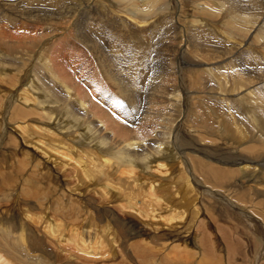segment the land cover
<instances>
[{"label": "rangeland", "instance_id": "374dc122", "mask_svg": "<svg viewBox=\"0 0 264 264\" xmlns=\"http://www.w3.org/2000/svg\"><path fill=\"white\" fill-rule=\"evenodd\" d=\"M262 27L264 0H0V221L36 262L264 264L234 203L264 214ZM195 208L201 237H171Z\"/></svg>", "mask_w": 264, "mask_h": 264}, {"label": "bare ground", "instance_id": "6f19581e", "mask_svg": "<svg viewBox=\"0 0 264 264\" xmlns=\"http://www.w3.org/2000/svg\"><path fill=\"white\" fill-rule=\"evenodd\" d=\"M235 7H233L232 8V10L234 9ZM236 9V8H235ZM246 9H247V7H246ZM251 9L253 10L254 9V7L253 6H251ZM250 9V7H249V10H251ZM252 12V11H251ZM248 13V12H247ZM205 14V13H204ZM203 14V15H204ZM259 25L261 26L262 24H260L259 23ZM263 26V25H262ZM254 29V28H253ZM263 29V27L262 28H260L258 31H256V32H258L256 35H255V37H257V39H258V36H259V38L261 37V35H262V33L263 32H260L261 30ZM263 31H264V29H263ZM264 35V34H263ZM264 39V38H263ZM260 43V42H259ZM264 49V48H263ZM50 71H51V69H50ZM3 76V75H2ZM133 76V75H132ZM116 77V76H115ZM11 78L14 80V78H13V76H11ZM27 78V77H26ZM17 80V79H16ZM12 81V80H11ZM31 85V84H30ZM27 86V85H26ZM28 90H22L23 92L22 93H24V94H26V93H29L30 91L33 93L34 92V88H32V86L30 87V86H28V87H26ZM65 88V87H64ZM69 90V89H68ZM28 95V94H27ZM71 97H73V95H71ZM55 98H57V96L55 97ZM39 99H41V98H39ZM7 100V99H6ZM57 100V99H56ZM44 100H37V101H35V100H33V99H31L30 98V100H27L26 102L28 103V104H30L31 105V103L32 102H35V103H39L38 104V109L36 108V109H34V108H32V107H30L28 110H26L27 111V116L28 117H32V118H36V119H38V120H40L39 118L41 117V112H43L44 113V116H43V121H44V123L45 124H47V125H54V126H57V127H59L58 125H56L55 124V122L56 121H59L60 123H63L64 121H62V119L60 118L61 116H59L58 118H56V116H55V114H54V111H51L53 114H49V112L48 111H45V108H44V106H48L47 104H49L48 102H46V101H44ZM58 101V100H57ZM59 102H61V101H59ZM58 102V103H59ZM6 104V103H5ZM15 104V103H14ZM37 104H36V106H37ZM80 104H82V105H84L83 103H80ZM25 105V104H24ZM29 106V105H28ZM31 106H35V105H31ZM85 106V105H84ZM1 107V106H0ZM16 107V106H15ZM50 107V106H49ZM14 108V107H13ZM16 109V108H15ZM35 110V111H34ZM17 111H18V113L17 114H21V116H22V113H23V111L21 110V109H19V108H17ZM62 114V113H61ZM12 115V114H11ZM20 116V115H19ZM20 116V117H21ZM15 117V116H14ZM24 117V116H23ZM22 117V118H23ZM54 117H55V120H54ZM12 118V117H11ZM17 120V119H16ZM54 120V121H53ZM16 122V121H15ZM22 123V122H21ZM64 125V124H63ZM67 125V124H66ZM66 125H64V127L62 128V130L64 129L65 131H67L68 132V128L66 127ZM23 128V127H22ZM6 133V132H5ZM31 135L32 134H30V138H31ZM33 136V135H32ZM94 140V138L92 137V138H89V137H87V140H86V142L89 144V142H92ZM27 141H28V139H27ZM26 141V142H27ZM30 141V140H29ZM6 142V141H5ZM24 142V141H23ZM37 142V141H36ZM95 142V141H94ZM34 143V142H33ZM38 143V142H37ZM42 143V142H41ZM40 144V143H39ZM38 144V145H39ZM123 144V143H122ZM122 144H119L120 146H119V150H121V151H128V150H131L132 148H133V145H134V142H132V144L130 143L129 144V142H126V143H124L125 145H122ZM28 144H26V146H27ZM31 145V144H30ZM35 146V145H34ZM38 147V146H37ZM36 147V148H37ZM122 148V149H121ZM41 150V149H40ZM64 150V149H63ZM113 150V149H112ZM42 151V150H41ZM57 152V151H56ZM36 153V152H35ZM88 153V152H87ZM118 153V152H117ZM116 153V154H117ZM37 154L39 155V153L37 152ZM43 154V153H42ZM49 154V153H48ZM119 154V153H118ZM40 156H41V154H40ZM42 157V156H41ZM155 160V159H154ZM239 165V164H238ZM3 166V165H2ZM41 166V165H40ZM156 167V171H158V172H160V173H162V174H164V165H162V167H160V166H155ZM1 168H3V167H1ZM0 168V169H1ZM41 169H42V167H40ZM145 168H147V167H145ZM143 169V171L144 172H150L148 169ZM150 168V167H149ZM152 168L153 167H151L150 169H151V172H154V171H152ZM4 169H6V168H4ZM8 169V168H7ZM20 170V169H19ZM39 170V169H38ZM14 171V170H13ZM7 172H8V170H7ZM2 173V172H1ZM4 174V173H3ZM42 174V173H41ZM216 179H218V180H223V179H225L226 177H228L229 175H230V172H228V171H212V173H211ZM44 175V174H43ZM243 175H246V173H243ZM45 177H46V174H45ZM3 178H8L5 174L3 175V177L1 176L0 177V180H1V184H2V186L3 187H6V186H12V184H14L15 182L13 181V180H15V179H12V180H6L5 182L3 181L4 179ZM41 178V177H40ZM45 179V178H44ZM47 179V178H46ZM22 181H24V179H19L18 181H17V183H18V185L19 184H21V182ZM33 181V180H32ZM31 181V182H32ZM36 181V180H35ZM14 182V183H13ZM159 184H161V183H159ZM16 185V184H15ZM152 185H154V183L152 184ZM14 187V186H13ZM39 187V186H38ZM167 187H169V186H167ZM167 187H165V188H167ZM35 188V187H34ZM170 188V187H169ZM26 189H28V188H26ZM165 190V189H164ZM167 190V189H166ZM29 191H31L30 189H29ZM36 191V190H35ZM35 191H34V193H35ZM154 191H156V190H154ZM160 191H162V190H160ZM181 191H183L181 194H184L185 195V198H184V201H182L183 199H181V200H179V202L180 203H176L175 205H182V211H180V212H178L180 215H184L185 213H186V206L188 205H192L193 203H194V201L192 200V193H193V191H192V187H191V185H190V183H185L184 185H183V187H182V190ZM256 191V190H255ZM163 192V191H162ZM24 193H25V191H24ZM31 193V192H30ZM166 193V192H165ZM256 193V192H255ZM152 194V193H151ZM157 194V193H156ZM170 194V193H169ZM180 194V195H181ZM262 194H264V192L262 193ZM7 198L8 197V193H6V194H2V193H0V202H2V199L3 198ZM152 197V196H151ZM181 197V196H180ZM179 197V198H180ZM156 198V197H155ZM157 198H160V197H157ZM162 199V198H161ZM158 201V200H157ZM159 201H161V200H159ZM235 203V205H236V208H238L239 210H242V211H245L246 213H248L249 215H250V220L252 221V222H260V224L262 225V226H264V214H260V213H257L255 210H254V205H253V203L252 202H234ZM185 205V206H184ZM161 206H164V203H163V205H161ZM70 208V207H69ZM177 208L178 207H176V209H174V211H176L177 210ZM65 210V209H64ZM197 208H195L194 209V215L192 216V218L189 220V221H187V222H185L182 226H181V228H179L181 231L180 232H178V233H176V234H172L171 235V237H173V238H177V237H182V238H187V237H192V238H194V239H196V238H198V237H201V235H202V232H201V226H202V223H201V220H200V217H198L197 218V216H195V213L197 212ZM70 211V210H69ZM68 211V212H69ZM72 211V210H71ZM61 213V212H60ZM65 214V213H64ZM62 218H64V217H62ZM67 218H68V215H67ZM67 218H65V219H67ZM69 219V218H68ZM154 219H157V220H159L158 219V217L157 216H154ZM196 221V222H195ZM195 222V223H194ZM8 223L9 222H7V221H5L4 220V222H3V220H1L0 221V252H2L3 254H4V257H5V259L7 260V262L6 263H8V262H10V263H12V264H40V263H38V262H36L37 261V258H38V256H36L35 254H33L34 256L32 257V255H29V253H28V247L26 246V245H29L28 243H27V241H25L26 239H25V236H26V231H25V227H24V225H20L21 227H19L20 228V232L19 233H17V231H9L7 228H8ZM194 223V224H193ZM11 223H9V225H10ZM73 224V223H72ZM258 226H259V224H257ZM185 226V227H184ZM261 226V227H262ZM66 227H67V225H66ZM74 228V227H73ZM11 229V228H10ZM59 236V235H58ZM26 242V243H25ZM34 252V251H33ZM8 257V258H7ZM39 262H40V260H38ZM9 264V263H8Z\"/></svg>", "mask_w": 264, "mask_h": 264}]
</instances>
